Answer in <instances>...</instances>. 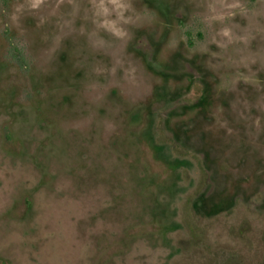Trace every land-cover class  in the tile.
<instances>
[{
  "label": "rangeland",
  "instance_id": "1",
  "mask_svg": "<svg viewBox=\"0 0 264 264\" xmlns=\"http://www.w3.org/2000/svg\"><path fill=\"white\" fill-rule=\"evenodd\" d=\"M0 264H264V0H0Z\"/></svg>",
  "mask_w": 264,
  "mask_h": 264
}]
</instances>
